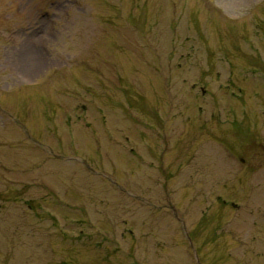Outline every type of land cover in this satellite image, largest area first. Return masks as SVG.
Listing matches in <instances>:
<instances>
[{"label":"rangeland","instance_id":"rangeland-1","mask_svg":"<svg viewBox=\"0 0 264 264\" xmlns=\"http://www.w3.org/2000/svg\"><path fill=\"white\" fill-rule=\"evenodd\" d=\"M0 264H264V0H0Z\"/></svg>","mask_w":264,"mask_h":264},{"label":"flooded vegetation","instance_id":"flooded-vegetation-1","mask_svg":"<svg viewBox=\"0 0 264 264\" xmlns=\"http://www.w3.org/2000/svg\"><path fill=\"white\" fill-rule=\"evenodd\" d=\"M242 108V107H241ZM240 108V109H241ZM241 111V113L240 114H242V115H244L245 113L244 112H242L243 110H240ZM251 160H252V158H251ZM250 171H252L253 172V170H252V168L250 169Z\"/></svg>","mask_w":264,"mask_h":264}]
</instances>
